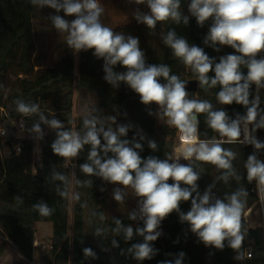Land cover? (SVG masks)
<instances>
[{
	"label": "trees",
	"instance_id": "1",
	"mask_svg": "<svg viewBox=\"0 0 264 264\" xmlns=\"http://www.w3.org/2000/svg\"><path fill=\"white\" fill-rule=\"evenodd\" d=\"M190 0H180L179 11L183 16H188V24L181 18L177 23L172 19L158 21L155 28H148L143 23L129 26H119L114 32L122 33L126 37L131 35L138 37L140 48L144 51L146 64H163L171 69L170 75H176L185 81L189 99L207 100L212 104V111L223 109L226 111L229 122L244 117L247 108L233 102L231 105H223L217 100L220 86H200L198 75L186 66L180 58L173 54V50L164 44L163 38L168 31L174 30L178 37L187 40L189 46L197 45L204 49L210 58H215L214 64L219 62L220 57L234 53V49L227 46H213L205 44L212 20L205 21L203 26L197 24L195 17L188 11ZM46 6L33 4L32 0H0V123L5 122L8 128L9 142L4 144L3 154L0 148V236L6 239L0 243V257L4 255L9 244L13 245L18 252L17 258L11 264H28L27 259H33L38 255L36 242V221H48L53 225L51 243L46 246L40 257L43 264H264V229L245 228L241 217V232L244 235L242 246L234 250L229 246V241H224V247L218 249L212 245H205L197 233L191 230V225L181 219V214L187 213L191 207V201H181L178 210L172 211L161 221L162 233L154 241H148L152 249V257L143 260L135 258V249L129 251L133 245L143 244L146 241H135L126 237L125 230L129 228L128 217H122L120 224L114 223L111 231L107 234L101 228L98 214L101 209H96L99 197V186L108 182L98 175H86L81 171L80 165L91 164L88 159L91 145L86 144L75 158H62L53 153L51 145L58 139L60 131L79 132L81 137L87 132L83 120L96 118V128L107 131L111 128L116 131L119 126L127 127V134L119 137L129 141V147L136 143L142 145L136 149L142 158L158 157L174 161V145L176 128L169 125H156V104H142L140 97L126 83L117 81L115 86L109 83L105 77V61L93 55V50H81L77 53L78 72L75 74V56L68 55L55 65L35 69L42 65L43 53L33 57L35 51L34 19L40 11L41 16L51 20L56 13L54 9L45 11ZM60 15L63 12L59 13ZM44 18V17H43ZM69 20L73 17H67ZM262 52L257 58H264ZM114 73L126 71L119 65L112 66ZM244 74L247 68L241 65ZM209 77L214 72L208 73ZM10 78V79H9ZM197 80L196 88L192 81ZM161 83H166L162 77ZM83 89L95 92L100 102L87 115L74 117L72 113L73 96L75 89ZM249 107L255 96H259L258 115L255 121V136L257 142L264 145V127H257L264 116V87L259 89L252 84L249 89ZM53 96L52 102L45 103ZM22 100L27 104H39V113L27 116L16 110V101ZM43 114L45 120L53 118L62 121L61 129L48 128L49 123L40 119ZM198 135L200 139L225 140L220 134L211 129L207 124V113L197 114ZM114 118V119H112ZM12 121H22L25 125V136L17 138L12 127ZM247 123L240 121V138L235 143H223L222 147L235 153L232 162V172L227 177V182L221 177L228 171L218 169L211 163L192 160L184 164H191L193 170L198 173L197 189L193 197L199 193L203 196L209 190L211 202L217 198L226 199L238 189L247 190L248 195L240 196L241 201H246L242 215L246 209L256 202V195L252 193V184L247 180L245 164L250 155H254V147L251 142L243 141L242 125ZM39 125V131L34 125ZM27 132H36L39 135V145L42 149V163L37 165L36 171L32 169L33 150L37 143L35 137L27 135ZM101 145L102 132H99ZM149 142H155L157 149L149 147ZM17 144L21 146L20 153H12L11 147ZM186 146L180 139L176 147L177 158L183 160L182 147ZM100 158L113 157L98 149ZM256 151L264 162V147ZM95 167V166H94ZM64 176L59 179L55 174ZM74 174V199L72 206V235L69 231V201L70 182ZM239 177V179H237ZM91 181V184L87 183ZM172 183L171 180L168 181ZM181 187H189L181 184ZM60 192L66 193L61 195ZM45 203L54 211L49 216H42L33 207L38 203ZM89 206L92 215V233L99 245L106 247L111 245L113 249L102 251L87 243L86 210ZM97 229L100 232L97 233ZM145 233L144 235H147ZM109 240L107 244L106 241ZM247 247L252 248V257L246 260L236 259L238 254L244 252ZM89 248L103 258L91 259L85 256L84 249ZM184 255L181 256L180 254ZM24 261V262H23Z\"/></svg>",
	"mask_w": 264,
	"mask_h": 264
},
{
	"label": "clouds",
	"instance_id": "2",
	"mask_svg": "<svg viewBox=\"0 0 264 264\" xmlns=\"http://www.w3.org/2000/svg\"><path fill=\"white\" fill-rule=\"evenodd\" d=\"M137 4L146 3L148 13L137 11L135 19L148 28H155L158 21L172 19L177 23L181 18L188 24L189 17L183 16L180 9V0H135ZM33 4L41 7L48 6L62 15L51 17L53 27L63 33H67L66 43L69 48L79 52L81 50H93V55L103 58L105 61V79L115 86L117 81L126 83L140 97L142 104H156L167 117L169 125L174 126L180 132V139L186 145L182 151L184 160H192L211 163L218 169L226 171L222 179L227 182L228 175L232 172V160L235 153L222 147L223 143H235L240 138V121L254 123L258 115L259 96H255L249 107V89L252 84L257 88L264 87V58L258 59L259 53L264 52V0H190L188 11L195 17L198 25L203 26L205 21L211 19L204 43L214 47L216 45L227 46L234 49V53L220 57L214 64L215 58H210L203 48L189 46L187 40L178 37L174 30L168 31L163 38L165 45L173 50L175 57L190 67L198 75L200 86H220L217 100L223 105H231L233 102L247 108L244 117L229 122L226 111L223 109L212 111V104L207 100L189 99L185 81L176 75H170L171 69L167 65L146 64L144 51L140 48L138 37L125 36L114 32L111 28L101 23L104 12L99 0H32ZM65 17H73L69 20ZM119 65L126 69L124 72L114 73L112 66ZM246 66L247 73L240 69ZM214 72L209 77L208 73ZM166 83H161L160 78ZM16 110L25 116L39 113V104H27L17 100ZM207 113V124L218 132L225 140L215 138L203 140L198 135L197 114ZM40 119L49 123L51 127L61 129L62 121L53 118L45 120L43 114ZM114 119V118H112ZM84 126L88 129L83 137L79 132L60 131L58 139L51 145L53 153L62 158H75L86 144H90L91 150L88 159L91 164L80 165L81 171L86 175H98L104 180L131 186L138 197L143 198L141 212L146 217L144 228L137 229L140 235H145V243L133 245L129 251L135 249V258L143 260L150 258L152 249L148 241H154L156 235H152L160 220L164 219L172 211L178 210L181 201H191L190 210L181 214V219L191 225V230L198 234L205 245H212L218 249L224 247V241H229V246L239 250L244 240L241 232V217L246 201H241L240 196H247V190L241 188L226 199L217 198L211 202L209 190L203 196L199 193L193 197L197 189L199 175L193 170L191 164L179 163V158L170 162L169 159L158 157L142 158L136 149L142 145L136 143L129 147V141L119 137L127 134L126 126H119L116 131L109 128L103 134L106 143L101 145V138L96 128V118H85ZM257 127H264V116ZM39 131V125H34ZM255 130V129H253ZM257 149L264 147L261 143L251 141ZM149 147L157 149L155 142H149ZM98 149L107 155L111 152L113 157L100 158ZM95 166V167H94ZM247 180H255L259 188H264V162L250 155L245 164ZM59 179L64 176L56 173ZM239 179V177H237ZM171 180L172 183L168 181ZM91 184V181H87ZM181 184L189 187H181ZM60 194L66 195L64 192ZM116 201H121L120 190L114 194ZM42 216H49L54 211L47 204L41 202L33 206ZM135 219V216H131ZM117 225L120 221H116ZM100 229H97V233ZM126 237L132 236V228L125 230ZM85 256L93 255L92 250L85 248ZM181 256L184 254L181 253ZM236 259H243V254H238ZM250 258V255H249ZM177 264H180L177 261Z\"/></svg>",
	"mask_w": 264,
	"mask_h": 264
},
{
	"label": "rangeland",
	"instance_id": "3",
	"mask_svg": "<svg viewBox=\"0 0 264 264\" xmlns=\"http://www.w3.org/2000/svg\"><path fill=\"white\" fill-rule=\"evenodd\" d=\"M99 3L104 9V12L101 16V23L111 28L113 31L117 29L119 26H129L138 23L135 19V15L137 11L140 13H148L149 9L147 8L146 3L137 4L135 0H99ZM52 8L46 9L49 12ZM38 11L35 14L34 24H35V47L38 49L39 55L41 52L44 53L43 61L45 67H50L55 65L59 60L64 58L66 55L72 53L74 54L76 51L69 48L66 39L67 33L57 31L53 25L52 21L45 19V15ZM59 13H55L58 15ZM60 15V14H59ZM62 16L64 14H61ZM54 16V15H52ZM44 17V18H43ZM66 19H69L65 17ZM264 56V52H263ZM77 57V56H76ZM263 58V57H262ZM76 73L78 72V59L76 61ZM10 79V78H9ZM3 86L0 88V92H2ZM73 96V104H72V113L74 117H78L81 115H87L92 112L93 108L98 105L100 102V98L95 92H89L83 89H75ZM53 96L49 97L45 103L52 102ZM156 125L163 126L169 125L167 122V117L163 116L162 109L156 105ZM12 127L16 130L14 131L17 138H23L25 134V125L22 124V121H12ZM22 125V126H21ZM249 131H255V122L248 123ZM171 128L174 126L169 125ZM51 128L48 126L47 129ZM177 130V129H176ZM8 128L5 125V122L0 123V148L1 153L4 151V144L8 141ZM75 132V131H73ZM243 135L245 134V130L242 128ZM28 136L35 137L37 143H39V135L36 132H27ZM180 132L177 130L175 134V145H174V161L177 159L176 147L180 143ZM19 145V144H17ZM16 145V146H17ZM182 150L185 146H181ZM14 148V147H13ZM188 160H180L179 163L184 164ZM70 201H69V231L68 234L71 237L72 230V206L74 199V174L72 173V178L70 182ZM119 189L120 194L122 196L121 201H116L114 199L115 191ZM99 197L98 204L95 206L96 209H101L98 214V221L101 224V228L105 234L111 231V226L116 223L117 220H121L122 217H128L129 219V227L132 228V239L135 241L145 240V235H140L137 232V229L144 228L146 217L141 212L143 206V198L138 197L131 188V186L125 187L120 184H113L110 182H103L99 186ZM86 232H87V243L92 247H97L102 251L111 250L113 247L109 245V240L106 241L108 246L103 247L99 245L96 237H94L92 233V215L89 206L86 210ZM135 216V219H131V216ZM253 220L256 224L260 223V219L255 211L252 213ZM36 242L38 245V255L37 258H40L43 255V246H48L51 243V237L53 232V225L48 221H36ZM158 236L161 235V221H159L156 229L153 231L152 235ZM6 238L4 236H0V243L4 241ZM93 255H89V258H103L102 256L97 255L94 251H92ZM150 257H152V253H150ZM17 258L16 250L13 245L9 244L8 249L4 255L0 257V264H11L13 260ZM24 262V261H23Z\"/></svg>",
	"mask_w": 264,
	"mask_h": 264
},
{
	"label": "built area",
	"instance_id": "4",
	"mask_svg": "<svg viewBox=\"0 0 264 264\" xmlns=\"http://www.w3.org/2000/svg\"><path fill=\"white\" fill-rule=\"evenodd\" d=\"M263 53V52H262ZM263 56V54H262ZM22 126V125H21ZM257 141L256 140V136H255V131H252V129L249 131V135L247 136L246 134L243 135V141H248V142H251V141ZM252 143V142H251ZM253 144V143H252ZM253 147H254V155L256 157L257 160L263 162L257 151H256V147L255 145L253 144ZM22 151L21 149V146L20 145H17L13 148V153H20ZM42 163V149L39 145V143H36L35 147H34V150H33V159H32V169H33V172L36 171V167L37 165H40ZM246 170V168H245ZM246 173H247V170H246ZM249 182V181H248ZM252 184V193H254L256 195V202L251 206L249 207L248 209H246L242 215V219L245 223V228L246 229H250V228H257V227H262L264 229V188H259L258 185H257V182L255 180L249 182ZM255 211V213L258 215L259 219H260V223L259 224H256L253 220V217H252V213ZM39 244H37V242H35V246L38 247ZM46 249V246H43V250ZM252 248L251 247H247L244 252L242 253L243 254V259L246 260L249 258V255H250V258L252 257ZM27 262L28 264H43L42 260L40 258H33V259H30L28 260L27 259Z\"/></svg>",
	"mask_w": 264,
	"mask_h": 264
},
{
	"label": "crops",
	"instance_id": "5",
	"mask_svg": "<svg viewBox=\"0 0 264 264\" xmlns=\"http://www.w3.org/2000/svg\"><path fill=\"white\" fill-rule=\"evenodd\" d=\"M46 9H49V7L48 6H46V8H45V11H47ZM55 15V14H54ZM35 25V24H34ZM35 27V26H34ZM34 35H35V29H34ZM77 51L73 54L74 56H75V59H76V61H77V59H78V57H76L77 56ZM38 54V49L35 47V51H34V53H33V57H35L36 55ZM43 55H44V53H43ZM68 55H72V53H70V54H68ZM68 55H66V56H68ZM65 56V57H66ZM63 59V58H62ZM61 59V60H62ZM60 61V60H59ZM58 61V62H59ZM44 63V61L42 60V65L41 66H39V65H37L36 67H35V69L36 70H38V69H40V68H44L45 67V65L43 64ZM76 70V69H75ZM75 74L77 75V73H76V71H75ZM243 128V127H242ZM16 254L18 255V252L16 251Z\"/></svg>",
	"mask_w": 264,
	"mask_h": 264
},
{
	"label": "bare ground",
	"instance_id": "6",
	"mask_svg": "<svg viewBox=\"0 0 264 264\" xmlns=\"http://www.w3.org/2000/svg\"><path fill=\"white\" fill-rule=\"evenodd\" d=\"M242 127L245 130V134L248 136L249 135V125H248V123L243 124Z\"/></svg>",
	"mask_w": 264,
	"mask_h": 264
},
{
	"label": "water",
	"instance_id": "7",
	"mask_svg": "<svg viewBox=\"0 0 264 264\" xmlns=\"http://www.w3.org/2000/svg\"><path fill=\"white\" fill-rule=\"evenodd\" d=\"M192 82H193V84H194L193 88H196V86H197V84H198L197 80H194V81H192ZM197 118H198V116H197ZM11 152L13 153V148H12V147H11Z\"/></svg>",
	"mask_w": 264,
	"mask_h": 264
}]
</instances>
